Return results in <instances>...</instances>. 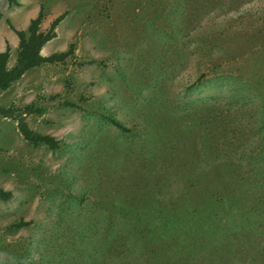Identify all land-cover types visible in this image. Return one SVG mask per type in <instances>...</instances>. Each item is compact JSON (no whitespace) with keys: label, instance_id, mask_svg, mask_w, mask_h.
I'll use <instances>...</instances> for the list:
<instances>
[{"label":"rangeland","instance_id":"1","mask_svg":"<svg viewBox=\"0 0 264 264\" xmlns=\"http://www.w3.org/2000/svg\"><path fill=\"white\" fill-rule=\"evenodd\" d=\"M206 1L0 0V48L9 47V64L17 49L9 24L25 28L40 6L43 27L65 12L41 52L74 44L65 61L33 67L0 92V106L60 141L56 149L33 146L15 115H0V187L12 192L0 198V264H63L70 253L79 264H111L103 254L106 209L129 210L128 238L149 228H134L147 193L166 203L145 212L162 207L173 215L183 203L193 209L190 175L205 169L191 165L200 145L212 151L205 162L249 158L264 175V0ZM29 105L37 111H25ZM237 123L239 131L227 130ZM167 126L188 134L178 143L184 146L169 148ZM19 219L28 224L10 226Z\"/></svg>","mask_w":264,"mask_h":264},{"label":"trees","instance_id":"2","mask_svg":"<svg viewBox=\"0 0 264 264\" xmlns=\"http://www.w3.org/2000/svg\"><path fill=\"white\" fill-rule=\"evenodd\" d=\"M6 1L8 4L17 3V0ZM208 2L210 0L206 1ZM199 10L201 9L198 8L197 11ZM1 15L0 10V17ZM64 15L65 12L58 14L47 27H43L45 12L40 6L25 28H17L9 24L17 36L16 57L14 62L9 64V47L6 45L0 48V92L7 89L29 69L63 62L73 54V43L64 51H54L49 54L41 52L44 44L56 35L55 27ZM202 17V15L195 16V18ZM171 37L176 40L178 34L172 33ZM94 61L91 59L88 62ZM259 74L258 78L262 79L261 72ZM260 90L263 94L264 87L261 86ZM64 104L76 105L71 101H64ZM24 110L37 111L32 109L31 105L26 106ZM188 112L191 114V111ZM0 115H15L19 132L33 146L44 145L50 149L59 147L60 141L56 137L33 130L25 118L21 114H14L10 107L0 106ZM108 120L122 130L129 129L114 117L110 116ZM206 122L207 120H203V123ZM248 123L250 124V122H245L244 126L252 129ZM190 124L189 127L195 133L198 129L197 124L193 122ZM239 125L237 123L232 127L228 126L227 130L239 131ZM214 127L219 135H222L218 130L219 128L224 132L222 124L216 122ZM161 130L171 142L169 148L177 150L185 145V141L178 143L186 140L187 133L180 132L178 129L169 131L168 126L166 131ZM223 149L228 152L229 146ZM210 151V148L206 149L205 145L202 148L200 145L197 152H194L195 158L191 161L193 170L196 171L197 165L201 163L205 168L198 174L190 173V176L198 181V184L196 180L192 184V192L195 196L189 199L187 205L190 207L195 202L193 209L192 207L187 209L183 203L176 206L175 212H172L173 215L171 211L162 209V207L145 212L144 208L148 209L150 206L157 208L166 203V197L161 199L158 193L157 195L147 193L142 199L145 203L144 208L137 213V216L141 217L136 220V226H134L138 233L143 232L144 224H147L146 228L149 227L147 230L144 229L145 232L141 238H128L124 235L127 233L125 211L129 213L128 218L131 217V213L125 210L124 205L118 210L114 207L117 203H114L111 208L106 209L109 212V225L107 224V232L104 234L107 235L108 249L107 253L103 254H110L111 264H264V175L261 171L257 175V166L249 158L244 162L232 159L214 162V159L210 157L205 162V157L207 155L209 157L212 152ZM261 154L263 155L262 166L264 165V149ZM155 164L161 165L163 162L155 160ZM11 195L10 190L0 187L1 199L6 200ZM246 198L255 201L247 204ZM142 217H145V220ZM25 224L28 222L19 219L10 226L19 227ZM91 227H93L91 235L95 236L94 230L98 226L92 222ZM169 236H171L170 239ZM170 247H172V252H168ZM227 247L235 248L236 251L232 249L235 253L224 252ZM237 253L243 254V258H240ZM49 264L58 263L49 261ZM63 264H79V262L77 256L70 253L64 259Z\"/></svg>","mask_w":264,"mask_h":264}]
</instances>
